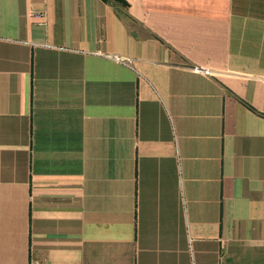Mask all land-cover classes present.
I'll list each match as a JSON object with an SVG mask.
<instances>
[{
  "label": "crops",
  "instance_id": "obj_1",
  "mask_svg": "<svg viewBox=\"0 0 264 264\" xmlns=\"http://www.w3.org/2000/svg\"><path fill=\"white\" fill-rule=\"evenodd\" d=\"M0 264H264V0H0Z\"/></svg>",
  "mask_w": 264,
  "mask_h": 264
},
{
  "label": "built area",
  "instance_id": "obj_2",
  "mask_svg": "<svg viewBox=\"0 0 264 264\" xmlns=\"http://www.w3.org/2000/svg\"><path fill=\"white\" fill-rule=\"evenodd\" d=\"M35 13H36L37 15H41V14H43V11H42V10H38V11H35ZM194 68L197 69V70L210 71L209 67H207V66H202V65H198V64H195V65H194Z\"/></svg>",
  "mask_w": 264,
  "mask_h": 264
},
{
  "label": "trees",
  "instance_id": "obj_3",
  "mask_svg": "<svg viewBox=\"0 0 264 264\" xmlns=\"http://www.w3.org/2000/svg\"><path fill=\"white\" fill-rule=\"evenodd\" d=\"M116 1H120L123 4H127L128 3V0H116Z\"/></svg>",
  "mask_w": 264,
  "mask_h": 264
}]
</instances>
